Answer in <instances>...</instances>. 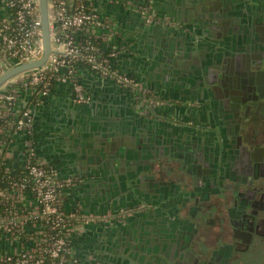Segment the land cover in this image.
Segmentation results:
<instances>
[{"label": "water", "instance_id": "water-1", "mask_svg": "<svg viewBox=\"0 0 264 264\" xmlns=\"http://www.w3.org/2000/svg\"><path fill=\"white\" fill-rule=\"evenodd\" d=\"M40 5L44 54L0 73V86L10 77L42 65L51 53L48 1L40 0ZM166 6L184 23L182 27L148 22L136 14L134 32L126 41L131 49L137 47L131 44L136 40L147 48L143 58L136 59L137 69L142 74L145 67L154 70V78L143 77L152 89L159 91L167 86L180 92L200 91L213 102V91L225 93L237 84H260L259 67H253L257 64L253 59L255 53L264 54V2L252 7L247 0H168ZM134 70L126 71L135 75ZM94 102L95 98L85 103L92 109L100 108V112L82 121L65 119L64 128L69 133L61 136L63 156H74L79 173L89 178L88 196L99 204H108L123 192L124 185L131 188L130 192L136 191L135 182L149 173L155 183L151 194L163 192L168 181L162 176L175 171L152 161L157 158L154 152L163 133L156 127L147 133L125 131L120 116ZM169 135L173 139L161 144L171 146L186 138L178 131ZM173 207L134 224L106 228L103 246H98L95 256L104 264H203L184 236L189 218L181 214L180 205Z\"/></svg>", "mask_w": 264, "mask_h": 264}, {"label": "built area", "instance_id": "built-area-1", "mask_svg": "<svg viewBox=\"0 0 264 264\" xmlns=\"http://www.w3.org/2000/svg\"><path fill=\"white\" fill-rule=\"evenodd\" d=\"M7 14L0 24V71L36 60L45 51L40 0H1ZM51 53L40 66L22 71L0 86V264H104L81 258L73 236L88 222L111 224L147 208H120L104 213L77 209L68 212L63 190L80 180L63 177L35 145V118L29 105L19 106L23 89L47 94L56 82H70L74 99L90 102L80 80L81 67H89L104 79L129 91L146 114L156 115L167 102L152 87L120 68L115 62L120 49L113 39L121 34L118 22L96 9L92 0H47ZM116 2L120 0H109ZM123 1V0H122ZM124 2L133 3V0ZM139 14L148 22L176 25L158 16L153 0L139 3ZM39 87V89H38ZM10 133L22 137V167L8 163Z\"/></svg>", "mask_w": 264, "mask_h": 264}, {"label": "flooded vegetation", "instance_id": "flooded-vegetation-1", "mask_svg": "<svg viewBox=\"0 0 264 264\" xmlns=\"http://www.w3.org/2000/svg\"><path fill=\"white\" fill-rule=\"evenodd\" d=\"M255 54L259 85L213 91V102L207 93L180 92L191 120L178 111L163 116L158 108L172 103L154 89L167 100L155 118L166 130L154 152L156 164L175 171L169 173L170 190L153 193L152 200L170 210L186 207L184 236L203 264H264V54ZM193 101L200 103L189 105ZM174 131L186 138L161 144Z\"/></svg>", "mask_w": 264, "mask_h": 264}, {"label": "crops", "instance_id": "crops-1", "mask_svg": "<svg viewBox=\"0 0 264 264\" xmlns=\"http://www.w3.org/2000/svg\"><path fill=\"white\" fill-rule=\"evenodd\" d=\"M124 1L125 0L110 2L109 0H92L96 9L100 10V12L105 15L113 17L118 22L119 28L124 31V33L117 35L113 39V43L121 50L115 62L125 71H129L130 68H135L136 70H134V72L137 78L140 80L143 79L142 81L146 83L145 79L154 78L155 72L151 68L145 67L143 74L140 73L137 69L138 64L136 59L138 57L139 59L141 57L143 58L142 52H146L147 48L136 40V42H132L131 44L137 47L131 49L126 41L127 37L129 39L132 32H134V17L136 14H139L137 9L138 4L145 3L147 0H133L132 4ZM167 1L168 0H153L156 13L158 16L170 17L177 23L176 25H170L166 22H162V24L179 29L184 23L180 22L181 20H179L178 17H174L168 12L166 6ZM247 1L251 2L252 7H260L262 2H264V0ZM6 14L7 10L0 0V21L4 19ZM143 77H145V79ZM80 80L86 92H88L93 99L95 98L94 104L103 105L109 112L122 118L123 121L121 126L123 125L122 129L125 131H133L132 133H147V130L156 127L160 132L164 133L166 132L165 127L157 124V120H155L156 117L159 118L162 116L163 112V116H168L178 111L189 120L194 117L188 113L187 108L190 107H187V104L183 100H180L179 89L176 90L167 86L159 88L158 93H160L163 98L169 99L172 104L159 107L158 109H160L162 113L156 116L144 113L142 108L134 101L133 95L129 91L118 86L113 80L100 77L89 67H81ZM193 102H190L189 105H195L194 107H196L200 103H198V101ZM18 103L21 108L29 105L33 111L36 127L35 145L39 154L47 162L53 164L58 169L61 176L66 177L68 175H75L80 179L77 184L66 187L63 190V203L68 212L80 209L85 212L104 213L119 208H134L142 204H145L147 207L138 211L134 210L125 220H120L108 225L94 222L85 223L81 230L73 236V245L81 258L84 259L93 256L95 257L94 259L99 260L94 252L99 251L98 246H103V234L105 233L103 230L106 228L113 227L116 224L121 226L125 224H134L141 219L151 217L154 212H162L166 206H168L166 204H160L159 201L156 202L152 200L153 195L151 193L154 191L153 188H155V183L151 173L145 174L147 177L138 178V181L135 182L136 191L130 192L131 188L128 185H124L123 192L121 194H116V197L110 200L108 204L104 202L99 204L88 196V189L90 188L88 187L90 186L88 182L89 178H87L86 174L82 175L79 173L74 156L70 155V153H66L67 155L63 156V152L61 151L65 148L61 142V139H63L61 136L69 133L66 132L67 128H64L65 119L86 120L93 117L95 112H100V108L92 109V106L89 107L85 102L76 101L74 99L73 87L70 82L54 83L47 94H42L41 92L35 94L29 89H23L19 94ZM8 140V163L13 169L19 170L23 163V155L21 152L22 137L17 133H10ZM155 160V158H152L153 162ZM170 177L171 174L162 176V179L168 181L165 183L166 185H164L165 190L168 188L170 190ZM136 204L138 205L135 206ZM180 208L181 214L186 216V207L181 206ZM175 219L178 221L177 218ZM103 250L101 253L105 252Z\"/></svg>", "mask_w": 264, "mask_h": 264}, {"label": "trees", "instance_id": "trees-1", "mask_svg": "<svg viewBox=\"0 0 264 264\" xmlns=\"http://www.w3.org/2000/svg\"><path fill=\"white\" fill-rule=\"evenodd\" d=\"M0 24H2V21H0ZM0 73H1V71H0Z\"/></svg>", "mask_w": 264, "mask_h": 264}]
</instances>
